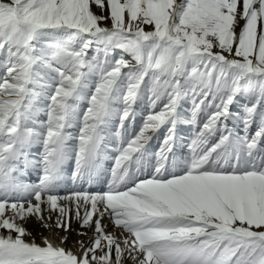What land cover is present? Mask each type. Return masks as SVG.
<instances>
[{"label":"snow or ice","instance_id":"snow-or-ice-1","mask_svg":"<svg viewBox=\"0 0 264 264\" xmlns=\"http://www.w3.org/2000/svg\"><path fill=\"white\" fill-rule=\"evenodd\" d=\"M0 264H264V0H0Z\"/></svg>","mask_w":264,"mask_h":264},{"label":"rangeland","instance_id":"rangeland-1","mask_svg":"<svg viewBox=\"0 0 264 264\" xmlns=\"http://www.w3.org/2000/svg\"><path fill=\"white\" fill-rule=\"evenodd\" d=\"M188 126V125H187ZM180 135L184 137L185 141L190 142L192 136H193V129L192 126L190 125L189 127H181V131L179 130ZM29 230L32 232L33 235H39L43 234L45 231L37 224V223H32L28 225Z\"/></svg>","mask_w":264,"mask_h":264},{"label":"bare ground","instance_id":"bare-ground-1","mask_svg":"<svg viewBox=\"0 0 264 264\" xmlns=\"http://www.w3.org/2000/svg\"><path fill=\"white\" fill-rule=\"evenodd\" d=\"M31 230V229H30ZM38 235L36 236V235H33V236H35V237H37V239H39V233H37ZM48 233L45 231L44 233H43V235H47Z\"/></svg>","mask_w":264,"mask_h":264}]
</instances>
